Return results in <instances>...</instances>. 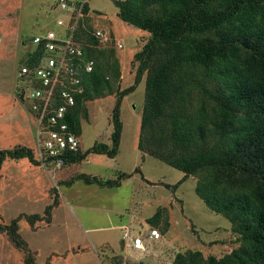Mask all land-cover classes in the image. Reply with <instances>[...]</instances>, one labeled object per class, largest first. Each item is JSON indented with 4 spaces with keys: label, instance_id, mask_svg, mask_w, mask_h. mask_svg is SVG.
<instances>
[{
    "label": "trees",
    "instance_id": "trees-1",
    "mask_svg": "<svg viewBox=\"0 0 264 264\" xmlns=\"http://www.w3.org/2000/svg\"><path fill=\"white\" fill-rule=\"evenodd\" d=\"M113 1L118 16L149 37L134 54L138 63L134 82L119 92L113 108L112 142H96L84 152L80 147L65 165L80 163L91 153L111 158L119 154L124 97L145 79L139 149L151 150L184 172L176 184H164L173 191L199 175L197 194L231 220L240 243L221 257L189 249L178 253L172 264H264V0ZM90 12L87 3L74 32L86 56L95 59L69 119L79 137L87 102L118 92L115 82L122 75L116 41L95 36ZM42 54L38 45L22 67L34 68ZM24 157L35 164L41 161L29 147L2 148L0 169L7 159ZM134 172L113 179L82 173L77 179L113 188ZM58 204L56 197L45 215L22 213L9 224L0 223V231L25 252V264L37 262L20 234L21 219L32 226L45 219L51 222Z\"/></svg>",
    "mask_w": 264,
    "mask_h": 264
},
{
    "label": "rangeland",
    "instance_id": "rangeland-1",
    "mask_svg": "<svg viewBox=\"0 0 264 264\" xmlns=\"http://www.w3.org/2000/svg\"><path fill=\"white\" fill-rule=\"evenodd\" d=\"M89 4L95 28L123 43L117 48L122 75L115 82L118 92L87 102V112L81 118L83 152L96 142H112L113 108L119 92L134 82L138 65L134 54L149 37L147 31L118 16L113 0H90ZM68 13L57 0H0V149L26 146L40 159L38 119L30 96L34 85L28 86L20 71L23 60L37 47L33 38L58 28L57 22ZM145 86L143 79L124 97L122 140L115 158L91 153L82 162L61 168L42 161L35 164L27 157L4 162L0 169V223L9 224L22 213L45 215L46 207L56 197L59 200L52 209L51 222L45 219L32 226L26 218L20 221V234L34 251L37 264H172L178 253L189 249L202 250L205 257H221L239 246L231 220L197 194L199 175L190 176L173 191L164 184H176L184 172L151 150L139 149ZM22 89H26L23 100L18 94ZM122 172L134 173L127 185L122 181L117 188L77 179L82 173L113 179ZM116 205L119 212L109 210ZM130 219L131 226L122 227V231L112 228ZM151 227L159 229L162 237L157 243L148 241L146 250H136L123 239L127 229L145 236ZM0 264H25L23 249L1 231Z\"/></svg>",
    "mask_w": 264,
    "mask_h": 264
},
{
    "label": "built area",
    "instance_id": "built-area-1",
    "mask_svg": "<svg viewBox=\"0 0 264 264\" xmlns=\"http://www.w3.org/2000/svg\"><path fill=\"white\" fill-rule=\"evenodd\" d=\"M90 0H57L63 9L69 10V21L64 36L49 30L33 38L36 46L41 45L43 54L39 64L34 68L23 66L20 76L28 86L34 85L31 92L32 111L37 115L36 146L40 160L61 168L66 158L79 150L81 140L71 128L70 115L77 105V93L83 91L82 82L85 75L92 72L95 59L86 56L81 44L74 38V32L84 17V7ZM62 21V20H61ZM95 36L102 41L108 35L102 29H96ZM123 47L120 40L116 41ZM51 161V162H49ZM161 231L151 227L145 236L123 235L136 250H146V239L161 240Z\"/></svg>",
    "mask_w": 264,
    "mask_h": 264
},
{
    "label": "crops",
    "instance_id": "crops-1",
    "mask_svg": "<svg viewBox=\"0 0 264 264\" xmlns=\"http://www.w3.org/2000/svg\"><path fill=\"white\" fill-rule=\"evenodd\" d=\"M68 21H69V13L68 14H66V19H64V20H60V21H58L57 22V25H58V28H56V29H52L51 31H54L56 34H58V35H62V36H64V34H65V31H66V27H67V24H68ZM48 30V29H47ZM47 30H45L43 33H41V34H45L46 32H48ZM41 34H39V35H41ZM74 164H77V163H74ZM95 176H98V177H100L101 176V178L103 177L102 175H95ZM131 178H129V179H127V180H124V182H123V184H125V185H127L128 184V181L130 180ZM122 184V185H123ZM121 185V186H122ZM120 187V186H119ZM113 188H117V187H113ZM125 206V205H124ZM123 206V207H124ZM117 207H118V205H116V207H111V209H109V210H115V211H120V209H117ZM126 208V207H125ZM131 220L132 219H130L127 223H115V225H113L112 226V228H118V229H120L121 231H122V227H124V226H131ZM146 241V244H148L149 242V240L148 239H146L145 240ZM107 243L109 242V244H111L112 246H113V244H112V242L111 241H106ZM158 242V241H157ZM156 241H154V243H157Z\"/></svg>",
    "mask_w": 264,
    "mask_h": 264
},
{
    "label": "flooded vegetation",
    "instance_id": "flooded-vegetation-1",
    "mask_svg": "<svg viewBox=\"0 0 264 264\" xmlns=\"http://www.w3.org/2000/svg\"><path fill=\"white\" fill-rule=\"evenodd\" d=\"M25 93H26V89H22V91H20L18 94L25 96Z\"/></svg>",
    "mask_w": 264,
    "mask_h": 264
},
{
    "label": "water",
    "instance_id": "water-1",
    "mask_svg": "<svg viewBox=\"0 0 264 264\" xmlns=\"http://www.w3.org/2000/svg\"><path fill=\"white\" fill-rule=\"evenodd\" d=\"M21 99H22V100L24 99V96H23V95H21Z\"/></svg>",
    "mask_w": 264,
    "mask_h": 264
}]
</instances>
